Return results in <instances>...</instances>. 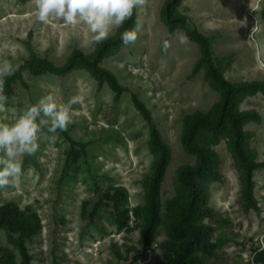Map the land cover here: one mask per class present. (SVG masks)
Listing matches in <instances>:
<instances>
[{"label": "rangeland", "instance_id": "obj_1", "mask_svg": "<svg viewBox=\"0 0 264 264\" xmlns=\"http://www.w3.org/2000/svg\"><path fill=\"white\" fill-rule=\"evenodd\" d=\"M165 1L146 0L138 7L136 41L110 50L100 62L126 89L118 96L80 62L64 75H33L26 65L33 56L63 67L75 50L92 58L102 41L86 44L90 34L83 26L73 28L52 18L39 22L32 0H0V61L8 60L13 67L3 77L8 79L4 86L8 100L0 122L11 123L49 92L62 102L82 97L72 106L65 132L84 147L72 151L63 134L44 129L39 150L23 158L16 186L0 190V208L13 202L40 217L41 232L26 240L31 264H165L163 244L172 239V219L188 198L178 171L196 162L195 154L182 144L185 118L211 112L220 98L219 88L204 69L191 76L199 48L188 39L180 42L186 35L179 27L170 33L163 18ZM178 12L210 37L213 56L229 82L264 83V0H183ZM165 41L170 45L166 51ZM133 95L149 109L171 151L160 190V221L148 249L141 243V234L157 155L150 150L149 127L135 108ZM235 109L250 114L243 131L247 154L261 165L254 172L256 204L245 200L244 173L230 134L202 132L200 142L216 152L220 175L206 183V204L212 214L203 221L210 229L209 243L215 253L209 264H264V91L240 94ZM97 185L129 191L134 215L129 229H117L110 209L91 218L98 202ZM18 239L0 229V251H10L14 264L21 263Z\"/></svg>", "mask_w": 264, "mask_h": 264}, {"label": "trees", "instance_id": "obj_2", "mask_svg": "<svg viewBox=\"0 0 264 264\" xmlns=\"http://www.w3.org/2000/svg\"><path fill=\"white\" fill-rule=\"evenodd\" d=\"M182 1H165L163 6L164 21L168 25L170 33L179 27L185 32L187 39L198 46L200 58L194 65L191 76H195L204 69L207 78L219 88L220 98L211 112L207 114L196 112L185 118L182 144L188 152L195 154L196 162L193 165L182 166L178 171L180 183L188 190V198L181 205L180 210L174 214L170 226L172 239L163 244V250L166 254L165 264H209L215 253L209 243L210 229L203 221L205 217L212 214L206 204V183L210 180L219 179L220 175L216 169L218 162L216 152L200 142V135L202 132L215 135L230 134L233 151L241 163L244 173L245 200L249 205L255 206L254 172L261 165L247 154L245 148L243 124L250 118V114L238 112L235 109V103L240 94L257 90L264 91V83L233 84L229 82L213 56L210 37L200 33L190 17L178 12ZM137 20L136 8L131 19L126 20L122 26L118 27L113 36L98 44L93 57L90 59L81 51L75 50L63 67H56L53 63L37 56H33L26 65L35 76H40L45 72L64 75L72 71L76 63L80 62L100 79L106 81L112 91L120 96L126 89L119 84L111 72L100 67V62L110 50L125 46L121 41V34L125 30H133ZM4 80L7 85L8 79ZM132 100L135 108L148 124L149 147L157 155L153 173L149 180L145 205L147 221L141 234V243L144 249H148L153 242L154 233L160 221V190L171 151L163 142L158 128L153 123L149 109L135 95L132 96ZM60 133L69 141L72 151L78 146L84 147V144L71 140L65 131ZM94 192L98 197V202L94 206L91 218L95 220L100 210L110 209L111 215L115 218L117 229L119 231L129 229L130 221L134 217L129 209V191L120 186H108L101 189L97 185ZM86 208L87 205L85 204L83 206L84 213ZM3 228L9 233L19 236V239L16 240V246L21 255L20 264H31L32 257L26 246V240L32 239L41 232L42 223L39 215L36 212L22 211L15 203L9 202L0 208V229ZM133 250V248H128V251ZM116 255L122 258L118 250ZM262 262L264 263V261ZM0 263L14 264L10 251H0Z\"/></svg>", "mask_w": 264, "mask_h": 264}, {"label": "clouds", "instance_id": "obj_3", "mask_svg": "<svg viewBox=\"0 0 264 264\" xmlns=\"http://www.w3.org/2000/svg\"><path fill=\"white\" fill-rule=\"evenodd\" d=\"M36 19L48 23L50 18L60 20L73 28L83 26L90 34L86 44L99 43L108 38L113 29L131 19L134 9L144 6L146 0H32ZM137 39V30H125L122 43L127 46ZM187 42L186 36L180 37ZM164 42V50L169 47ZM13 67L8 60L0 61V112H5L8 97L4 94L5 80ZM82 102L73 96L67 102L49 92L38 102L20 112L11 123L0 122V190L15 187L22 174V161L39 150L38 140L44 129L55 134L66 131L71 122L72 106Z\"/></svg>", "mask_w": 264, "mask_h": 264}, {"label": "built area", "instance_id": "obj_4", "mask_svg": "<svg viewBox=\"0 0 264 264\" xmlns=\"http://www.w3.org/2000/svg\"><path fill=\"white\" fill-rule=\"evenodd\" d=\"M133 218V217H132Z\"/></svg>", "mask_w": 264, "mask_h": 264}]
</instances>
